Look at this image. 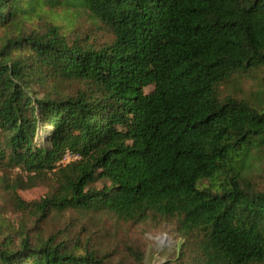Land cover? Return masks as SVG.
Returning a JSON list of instances; mask_svg holds the SVG:
<instances>
[{
  "label": "trees",
  "instance_id": "trees-1",
  "mask_svg": "<svg viewBox=\"0 0 264 264\" xmlns=\"http://www.w3.org/2000/svg\"><path fill=\"white\" fill-rule=\"evenodd\" d=\"M62 2L112 41L22 27ZM0 27L14 29L0 40V165L27 178L4 179L15 210L175 220L197 248L178 264L264 263V189L244 177L264 147V109L218 94L233 74L264 66V0H0ZM71 82L81 87L66 92ZM66 152L78 158L62 163ZM39 180L50 190L27 204L18 189ZM0 264L105 263L22 231L17 245L0 241Z\"/></svg>",
  "mask_w": 264,
  "mask_h": 264
},
{
  "label": "rangeland",
  "instance_id": "rangeland-1",
  "mask_svg": "<svg viewBox=\"0 0 264 264\" xmlns=\"http://www.w3.org/2000/svg\"><path fill=\"white\" fill-rule=\"evenodd\" d=\"M47 24H56L69 38L79 37L82 43L101 47L112 41L111 31L96 20L88 11L62 2L54 7H44L38 15L22 24L27 31H42ZM14 31L0 27V40ZM53 82L46 80L43 87H33L32 93L42 96ZM66 92L81 87L79 82L62 84ZM152 90V86L145 89ZM221 98L232 96L244 99L253 106L264 109V66L251 71H242L221 84ZM49 127L40 130L37 142L48 134ZM251 153L244 177L252 187L264 189V147ZM22 179L27 182L19 168L7 169L0 165V241L20 242V233L26 232L31 240L55 236L70 249H90L103 259L105 264H178L195 256L194 242L182 235L175 220L152 218L142 222H127L106 211H82L67 208L62 212L51 211L45 217L32 216L15 210L11 196L4 187V179ZM51 183L39 180L24 184L18 189L21 198L32 204L49 192ZM101 187V184H98ZM264 264V263H262Z\"/></svg>",
  "mask_w": 264,
  "mask_h": 264
},
{
  "label": "built area",
  "instance_id": "built-area-1",
  "mask_svg": "<svg viewBox=\"0 0 264 264\" xmlns=\"http://www.w3.org/2000/svg\"><path fill=\"white\" fill-rule=\"evenodd\" d=\"M76 158H78L77 155H74V154H71L69 152H66V154L64 155V157L62 159V163H65V162H67L69 160L76 159Z\"/></svg>",
  "mask_w": 264,
  "mask_h": 264
}]
</instances>
